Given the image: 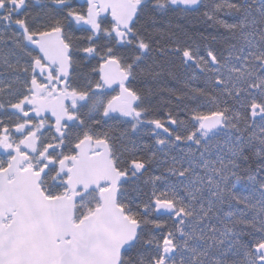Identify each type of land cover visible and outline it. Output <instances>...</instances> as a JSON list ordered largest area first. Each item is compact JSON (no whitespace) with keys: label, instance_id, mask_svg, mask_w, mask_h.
Instances as JSON below:
<instances>
[{"label":"snow or ice","instance_id":"obj_1","mask_svg":"<svg viewBox=\"0 0 264 264\" xmlns=\"http://www.w3.org/2000/svg\"><path fill=\"white\" fill-rule=\"evenodd\" d=\"M0 264H264V0H0Z\"/></svg>","mask_w":264,"mask_h":264},{"label":"trees","instance_id":"obj_2","mask_svg":"<svg viewBox=\"0 0 264 264\" xmlns=\"http://www.w3.org/2000/svg\"><path fill=\"white\" fill-rule=\"evenodd\" d=\"M181 23L185 26V28L187 29H195L197 27L203 29L204 28V25L203 23H199L197 24L196 22V17L194 16H189L187 17L186 19L182 20ZM210 31V30H209ZM146 139V138H145Z\"/></svg>","mask_w":264,"mask_h":264}]
</instances>
